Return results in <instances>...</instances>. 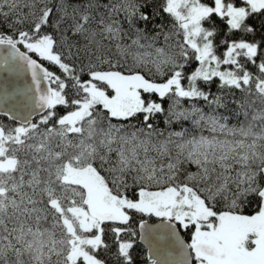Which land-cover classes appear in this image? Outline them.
<instances>
[{
  "label": "snow or ice",
  "instance_id": "1",
  "mask_svg": "<svg viewBox=\"0 0 264 264\" xmlns=\"http://www.w3.org/2000/svg\"><path fill=\"white\" fill-rule=\"evenodd\" d=\"M0 117V264H264V0H0Z\"/></svg>",
  "mask_w": 264,
  "mask_h": 264
},
{
  "label": "trees",
  "instance_id": "2",
  "mask_svg": "<svg viewBox=\"0 0 264 264\" xmlns=\"http://www.w3.org/2000/svg\"><path fill=\"white\" fill-rule=\"evenodd\" d=\"M52 70L56 71V69H52ZM212 90L216 91L215 86H213ZM0 119H3V117H0ZM5 122L7 123V121H5ZM161 127H163V125H161ZM138 219L139 218H137V221L133 222V224H132L133 228H137ZM146 219H148V220H156L158 218H155V217L148 218V217H146ZM185 238L187 239L188 237L185 236ZM135 239L138 242L137 246L134 248V252H133L134 258L136 260V264H148L147 257H146V248L144 247V245L142 243H140L138 241V236ZM109 241H111V237L110 236H109ZM112 251L113 252L115 251L114 247H113ZM106 258L108 259V264H116L115 258L112 257L111 254H108V256Z\"/></svg>",
  "mask_w": 264,
  "mask_h": 264
},
{
  "label": "water",
  "instance_id": "3",
  "mask_svg": "<svg viewBox=\"0 0 264 264\" xmlns=\"http://www.w3.org/2000/svg\"><path fill=\"white\" fill-rule=\"evenodd\" d=\"M149 223L150 224H157V223H159V219H156V220H149ZM137 231H138V228H137ZM186 239V238H185ZM138 241L140 242V243H142L143 245H144V247L146 248V257H147V244L146 243H144L143 241H140L139 240V236H138Z\"/></svg>",
  "mask_w": 264,
  "mask_h": 264
}]
</instances>
